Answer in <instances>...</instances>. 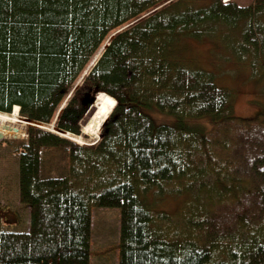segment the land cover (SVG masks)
I'll return each instance as SVG.
<instances>
[{
    "label": "trees",
    "instance_id": "trees-1",
    "mask_svg": "<svg viewBox=\"0 0 264 264\" xmlns=\"http://www.w3.org/2000/svg\"><path fill=\"white\" fill-rule=\"evenodd\" d=\"M163 1L0 0V111L17 115L12 107L18 105L22 117L55 127L58 121V128L78 135L95 91L103 92L95 98L106 102L107 115L117 100L97 145L40 127L0 142L15 144L18 200L30 217L28 229H11L3 220L13 212L18 222L16 213L0 200V264H91L94 206L120 209L117 264H264V119L236 117L231 93L174 50L181 38L206 37L219 26L226 42L237 41L236 27L243 26L240 51L229 45L236 54L254 49L255 57L242 63L264 83L256 61L264 49L258 44L264 0L247 7L176 0L140 16ZM137 17L110 40L63 108L64 93L108 34ZM143 107L176 121L156 124ZM191 118H207L213 127L197 132L183 122ZM51 149L53 162L57 153L66 158V171L45 167ZM203 175L239 188V198L220 205L218 226L212 224L217 218L203 221L207 214L198 208L179 225L168 223L153 211L155 201L143 198L152 186L162 192L163 183L183 179L197 196L192 179Z\"/></svg>",
    "mask_w": 264,
    "mask_h": 264
},
{
    "label": "rangeland",
    "instance_id": "rangeland-1",
    "mask_svg": "<svg viewBox=\"0 0 264 264\" xmlns=\"http://www.w3.org/2000/svg\"><path fill=\"white\" fill-rule=\"evenodd\" d=\"M169 1V2H168ZM175 0H166L154 7H164L174 3ZM192 6H203L212 0H191ZM235 2L238 6L247 7L253 4V0H221V2ZM168 2V3H167ZM144 12L142 15H148V12ZM141 15V16H142ZM140 17V16H139ZM138 17L135 19V21ZM138 21V20H137ZM261 21L264 23V16L261 17ZM243 24V22H242ZM128 25V24H127ZM126 25L112 30L106 40L115 31L123 29ZM219 26V25H218ZM220 27V26H219ZM219 27L215 28L214 33L202 38L185 37L181 38L174 46L175 52L178 54V58L181 61L188 63L194 68H200L213 74L215 84L219 88H223L231 93V109L232 113L239 118H251L259 116L264 119V83L257 84V82L251 78L250 67L242 62L248 61L250 56H254V49L250 48L248 52H241L236 54L234 48L240 51L241 36L240 32L242 27L237 28V36L234 38L237 41H228L224 39L223 33L221 36L218 34ZM223 32V28H222ZM259 36V35H258ZM264 38V35H262ZM104 39V40H105ZM105 40V42H106ZM104 42V43H105ZM103 43V44H104ZM107 43V42H106ZM228 43V45L226 44ZM234 46V48L229 45ZM263 42L258 40V44ZM259 57H256V61L261 60V66L264 67V49L258 51ZM255 59V58H254ZM92 61L90 60L89 63ZM260 66V61L258 62ZM76 82V81H75ZM102 100V99H101ZM106 103V102H105ZM142 110L148 114L156 124H168L173 125L176 121L175 116L162 112L156 108L143 107ZM2 112V111H1ZM109 112V111H108ZM91 108L85 113L80 122L81 124L86 122L88 117L92 114ZM16 114L4 112L2 118H0V126L9 125L17 126L19 130L15 132L16 138L9 139H24L27 137L28 126L16 122L12 123L10 118ZM19 116V115H16ZM20 117V116H19ZM4 118V119H3ZM183 122L197 132H207L212 129L213 123L207 118H191L184 119ZM53 130V127L46 126ZM82 129V128H81ZM102 130V129H101ZM101 130L100 133H101ZM55 132H59L55 130ZM98 132V130H97ZM62 133V132H59ZM98 134V133H97ZM66 136H74L72 134H64ZM80 144L86 146L97 144L101 138L92 137L91 135L82 136ZM50 151H45L44 157L45 167L50 164V168L53 170V174L60 171H66V158L62 154H55V162H53V156ZM17 150H15V144L9 143V146L5 143H0V200L8 205L12 211L16 213L18 222L12 224L13 229L23 230L29 228V208L20 204L18 200V178H17V163L16 156ZM198 154L197 152L195 153ZM55 165V168L53 167ZM60 165V166H58ZM195 165L203 166V163L198 162L195 159ZM66 169V170H65ZM212 178L209 175H203L200 178L192 179L197 183L198 195H195V188H185V181H172L163 183V191L160 192L159 188L152 186L147 189L144 194V199L147 202L155 204L152 207L153 211L161 212L169 219L168 223H177L186 218L189 213V209L198 208L201 212L204 211L207 215L204 220L214 219L215 226H218V221L222 218L224 211L219 207L226 202H233V197L236 195L239 198L238 185L235 187V183H211ZM179 183H184L180 185ZM182 189V190H179ZM140 193V191H139ZM211 198V200L209 199ZM215 202H217L215 204ZM234 203H228V207H233ZM17 210L18 212H16ZM11 211V212H12ZM92 222H91V251H90V263L91 264H117L118 261V248H119V213L118 207H96L92 208ZM14 216L9 214L6 216L4 224H11V220Z\"/></svg>",
    "mask_w": 264,
    "mask_h": 264
},
{
    "label": "bare ground",
    "instance_id": "bare-ground-1",
    "mask_svg": "<svg viewBox=\"0 0 264 264\" xmlns=\"http://www.w3.org/2000/svg\"><path fill=\"white\" fill-rule=\"evenodd\" d=\"M114 105H115V100H114ZM15 106H17V105H15ZM112 109H111V111H112ZM91 110L93 113L88 117V119L86 120L85 123L83 122L81 124V128L86 133V135L88 134V135H91L92 137H94L96 135L98 137L99 134H97L98 133L97 130L99 131L103 121L108 117V115H107L108 111H109L108 105L105 103V101H103L99 98H95L92 105H91ZM111 111H110V113H111ZM3 114H4V112L0 111V118H2ZM17 115H18V113H17ZM10 120L12 123H15V121L19 122V123L23 124V126L29 125L27 123V121H24L23 119H21V117L16 116V115L11 116ZM45 125L57 128V127H55L54 124H53L54 126H52L50 124H45ZM61 131H64V130H61ZM65 132H67V131H65ZM67 133H69V132H67ZM76 139H81V137H76ZM77 141H79V140H77Z\"/></svg>",
    "mask_w": 264,
    "mask_h": 264
},
{
    "label": "water",
    "instance_id": "water-1",
    "mask_svg": "<svg viewBox=\"0 0 264 264\" xmlns=\"http://www.w3.org/2000/svg\"><path fill=\"white\" fill-rule=\"evenodd\" d=\"M70 95V93L67 95V97ZM94 100V97L90 98V102H92ZM25 121H30V119H26L24 118ZM31 122V121H30ZM18 131L17 127H12L9 125H2L0 126V140L4 139L7 135L13 136L15 137V132ZM100 137H102V135L100 134Z\"/></svg>",
    "mask_w": 264,
    "mask_h": 264
}]
</instances>
